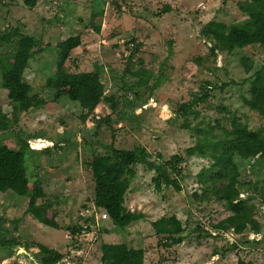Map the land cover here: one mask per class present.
<instances>
[{
    "label": "rangeland",
    "instance_id": "374dc122",
    "mask_svg": "<svg viewBox=\"0 0 264 264\" xmlns=\"http://www.w3.org/2000/svg\"><path fill=\"white\" fill-rule=\"evenodd\" d=\"M104 1L38 0L39 10L35 13L24 0H0V80L4 70L2 61L14 54L20 40L13 36L10 43L1 42L10 29L18 28L20 35L35 37L43 44L51 42L30 60L24 74L25 81L32 86V94L44 98L48 102L46 106L25 113L16 112L7 92L0 88V111L11 121L8 130L0 128V146L8 144L20 148L28 144L25 153L28 177L32 181L39 180L46 193L38 204H51L59 225L58 229L46 226L29 214L28 198L13 192H0V215L4 218L3 224L0 223V241L13 236L19 243L15 254L9 258L10 246L0 249V264H39L36 258L39 245L59 250L63 255L59 264H102L101 247L111 243L143 249L145 264H264V205L259 207L257 215L261 224L259 244L227 252V242L234 239L231 235L219 236L213 226L230 212L206 192L210 183H202L198 176L212 161L209 156L188 154V149L203 138L216 142L229 139L226 130H232L235 120L251 130L264 125L260 116L245 104L250 93L249 82L244 83L249 76L240 63L243 52L221 53L212 58L200 34V26L212 18L228 25L242 22L245 15L239 3L246 0H185L180 6L177 4L173 13L168 12L167 18L162 14L165 7L170 6L167 0L150 3L118 0L124 7V15ZM205 3L210 5L209 10L205 9ZM145 8L147 10L143 11ZM99 11L108 12L106 22L115 27L110 29L112 26L106 25L104 37L90 26L93 15ZM139 23L144 29L148 28L147 23L152 24L160 33V41L141 52L133 62L132 72L139 69L143 60L145 69L154 73L143 88L136 89L138 76L124 70L134 48L131 41L137 31L142 30ZM168 24H172L173 29L169 30ZM111 31L121 34L125 41L122 45L127 48L120 56L115 52L111 59L112 71L103 74L105 98L112 97L113 101L102 103L95 114L83 122L79 103L66 96L57 104L49 103L45 84L57 67L56 44L80 35L82 44L74 50L75 64L69 67L75 72L79 60L80 70L89 71L92 64L100 60L105 48L114 49L113 43L104 41L105 44H101V39H109ZM179 33H187L186 39ZM169 40L173 44L168 43ZM250 54L258 59L257 67L260 66L264 57L260 51L253 48ZM223 84L227 86L221 89ZM206 91H210L209 99L194 107L196 118L178 114L183 103ZM132 102L136 105H128ZM94 117H110L111 122L96 130ZM112 144L121 150L142 146L150 160L157 164L171 161L174 156L184 159L180 165L181 174L173 175L179 181L180 192L165 186L157 191L152 180L156 172L143 165L137 166V176L126 196L125 207L143 213L145 219L124 230H118L109 216L94 205L95 182L87 169V164L95 156L107 154ZM42 145L49 147L44 149ZM247 197V194L241 195V198ZM172 215L182 222L185 232L179 236L182 243L170 247L164 245L165 236H156L152 223ZM68 227H81L83 231L71 237ZM22 248L29 255L19 253ZM216 252L218 257L214 258Z\"/></svg>",
    "mask_w": 264,
    "mask_h": 264
},
{
    "label": "trees",
    "instance_id": "16d2710c",
    "mask_svg": "<svg viewBox=\"0 0 264 264\" xmlns=\"http://www.w3.org/2000/svg\"><path fill=\"white\" fill-rule=\"evenodd\" d=\"M25 5L31 9L37 6V0H24ZM116 7L118 13H122V3L118 0L110 2ZM241 13L245 15L242 22L228 25L217 20L204 25L200 31L204 38V45L209 50V56L217 58L221 53L233 55L241 54L240 63L245 70L249 82L250 97L245 99L251 111L257 113L264 121V57L257 67L258 59H254L250 52L257 48L264 56V0H246L239 3ZM169 8L162 11L166 14ZM103 17V11L93 15L90 26L96 33H101L102 26L98 25ZM20 37L17 49L11 57L2 61L0 88L7 92L8 100L14 104L13 109L19 113H25L32 109H39L48 102L38 95L32 94V86L25 81L24 74L30 60L36 54L41 53L48 45L42 44L32 36H22L18 28L6 32L1 42L10 43L11 38ZM135 39L131 42L135 43ZM82 44L81 36L74 35L56 45L58 61L55 73L49 77L45 84V90L50 95L49 103L57 104L63 97H68L72 102H77L82 108L81 119L86 122L102 103H110L112 97L105 98L106 84L103 81L104 68L98 65L94 71L78 73L70 70L73 60V52ZM142 45L134 46L128 59L125 73L138 76L135 83L136 89L143 88L154 74L142 68L144 71L133 73V60L140 53ZM41 48V50L36 49ZM260 59V58H259ZM75 64V62H74ZM143 66V63H141ZM236 84V83H232ZM227 84H223L221 89ZM136 94V90L134 91ZM210 91L196 95L191 101L185 102L178 110V114L184 118H196L194 107L209 99ZM128 105H136L135 102ZM134 108V107H133ZM177 115L175 114V117ZM95 118V117H94ZM95 129L99 130L103 125L111 122L110 117L94 119ZM189 122V121H188ZM11 121L8 115L0 111V128L8 130ZM187 128L189 123H185ZM226 133L229 139L211 141L203 138L195 147L188 149L189 155L209 156L212 161L198 176L202 183L209 184L206 192L211 193L216 201L224 204L230 212L229 216L213 226L215 232L228 233L233 231L238 236L236 242L227 245V252L253 247L261 241V224L257 219L259 207L264 205V125L257 130H251L246 124L235 120L232 130ZM63 143V142H62ZM28 144L24 143L20 148L8 144L0 146V192H13L20 197L28 198L27 212L32 214L42 224L58 229L55 221L56 213L52 211V205L47 202L38 204L40 199L46 197V193L39 180L32 181L28 177V169L25 161V153ZM108 153L95 156L87 169L92 172L95 182L94 205L103 211L118 230H124L130 225L145 219L143 213L132 212L125 207L126 196L131 190V184L137 176V166L143 165L149 170L155 171L152 179L157 191L173 187L180 192L182 189L174 174H181L180 165L184 159L174 156L171 161L157 164L150 160V155L142 146L133 150L117 149L113 144L108 146ZM249 173V174H248ZM247 194V198H241ZM3 216L0 215V223L3 224ZM156 236H165V246H174L182 243L179 237L185 232L182 222L175 216L162 217L152 223ZM71 237L80 234L81 227H68ZM16 231V230H14ZM254 239L250 240V234ZM222 237V235H219ZM0 249L10 247L7 257L15 254L19 244L15 237L0 241ZM7 244V245H6ZM6 245V248L5 246ZM36 258L39 264H59L63 255L57 249H50L39 245ZM102 264H145V251L143 249L129 248L126 244L111 243L101 247ZM218 257L216 252L214 258ZM244 264V263H241Z\"/></svg>",
    "mask_w": 264,
    "mask_h": 264
},
{
    "label": "crops",
    "instance_id": "0c3cea01",
    "mask_svg": "<svg viewBox=\"0 0 264 264\" xmlns=\"http://www.w3.org/2000/svg\"><path fill=\"white\" fill-rule=\"evenodd\" d=\"M38 1V0H37ZM113 0H105L104 1V3H106L107 5H108V7H109V5H110V2H112ZM153 0H144V2H147V3H150V2H152ZM168 2H169V4H170V6H166L165 7V9L164 10H166V8L168 7L169 8V12H174L175 10H176V8H177V4H179V6H180V4H181V2H183V1H185V0H167ZM38 3V2H37ZM205 5H206V7H205V9L206 10H209V8H210V5L209 4H206L205 3ZM115 7V6H114ZM116 8V7H115ZM39 10V8H37V6L33 9V11H35V13L37 12ZM123 10H124V7H122V14L121 15H124V13H123ZM147 9L145 8V9H143V11H146ZM107 11H109V9H107ZM101 11H99V13H100ZM107 14H108V12H103V17L99 20V22H98V25H101L102 26V30H101V33H99V35L100 36H102V37H104V36H106L107 35V32H106V29H105V26L107 25V26H112L111 24H108L107 22H106V17H107ZM201 14H203V13H201ZM168 16H170V14L167 12L163 17H165V18H167ZM41 20H43V18H41ZM139 22H141L142 20L141 19H139L138 20ZM211 21H214V18H212V19H210L207 23H209V22H211ZM111 22V21H110ZM163 23H165L166 24V21H164ZM141 25L142 24H140L139 23V27L141 28ZM147 25H148V28H146V29H144V28H141L142 30H138L137 31V33L134 35V37H135V39H136V41H135V43H133V44H136V45H138V44H140V45H142V47H141V49H140V53L137 55V56H140L142 53L141 52H146V51H148L149 50V48H152V46L153 45H155L156 43H157V41H160V37H159V32H157L155 29H153V25L152 24H149V23H147ZM206 25V24H205ZM204 26V25H203ZM203 26H200V29H202V27ZM167 27H169V30H171V29H173V25L172 24H168V26ZM113 28H115V27H113L112 26V28H110V29H113ZM186 28L187 27H182V29H185L186 30ZM189 28V27H188ZM93 29V28H92ZM166 29L167 28H165L164 29V31L166 32ZM145 30H147L148 31V33L147 34H145ZM158 30V29H157ZM168 30V31H169ZM117 31V30H116ZM163 31V32H164ZM175 31V30H174ZM177 32H179V31H177ZM98 34V33H97ZM149 34H151V36L150 37H148V35ZM179 36H182L183 37V39L185 40L186 39V37H187V33L186 34H181V33H179L178 34ZM110 38H113V39H110ZM37 39V38H36ZM122 39V40H121ZM39 40V39H38ZM39 41H42V40H39ZM101 44H105L104 43V41H106L107 43H113V47H114V49L113 50H109V49H104V52L103 53H101L100 55H101V57H100V60L99 61H96L94 64H92V70L91 69H89V71H81L80 70V67H79V65H80V63H79V60H77L76 61V66L74 67V70L76 71V72H78V73H87V72H92V71H94V69H95V67L96 66H98V65H100V66H102V68H104V73L106 72H108L109 70L110 71H112V69H111V66H113V63L111 62V59H112V57L114 56V54H115V52L120 56V53L122 52V50H123V52H124V48H125V50H127V48H126V46L125 47H123V45L122 44H124L125 43V41H124V39L122 38V36H121V34H118L117 32H113V31H111V35H110V37H109V39L108 40H102L101 39ZM51 42H48V43H44V45H48V44H50ZM168 43H170V44H173V42L172 41H168ZM43 44V43H42ZM117 44H118V46H117ZM57 45V44H56ZM83 45H84V42H83ZM123 47V48H122ZM46 48V47H45ZM88 49H89V47H87ZM122 48V49H121ZM137 56H136V58L133 60V62H135V61H137ZM111 63V64H110ZM141 63H143V60L141 61ZM141 63H140V65H141ZM142 68H144L145 69V67L144 66H140L139 67V69H137V70H135L133 73H138L139 71H144ZM147 69V68H146ZM131 71H133V70H131ZM150 72V71H149ZM151 73H153V72H151ZM154 74V73H153ZM139 79V78H138ZM138 81V80H137ZM101 105L102 104H100L97 108L99 109V107H101ZM97 110V109H96Z\"/></svg>",
    "mask_w": 264,
    "mask_h": 264
},
{
    "label": "built area",
    "instance_id": "2783aa9c",
    "mask_svg": "<svg viewBox=\"0 0 264 264\" xmlns=\"http://www.w3.org/2000/svg\"><path fill=\"white\" fill-rule=\"evenodd\" d=\"M131 46H132V48L134 47V44H131ZM97 119H99V118H97ZM46 143H47V141L46 140H44ZM42 146H44L43 148L45 149H47L48 147L47 146H45V145H42ZM217 234H219V235H222V236H224V235H231L232 236V238L234 239L233 241H229V242H227L229 245H233L235 242H236V240H237V238H238V236L237 235H235L234 234V232L233 231H231V232H228V233H217ZM250 240H253L255 237H254V235L251 233L250 234Z\"/></svg>",
    "mask_w": 264,
    "mask_h": 264
},
{
    "label": "water",
    "instance_id": "95a60500",
    "mask_svg": "<svg viewBox=\"0 0 264 264\" xmlns=\"http://www.w3.org/2000/svg\"><path fill=\"white\" fill-rule=\"evenodd\" d=\"M19 253H23L25 255H29V252H27L24 248H22L21 251H19Z\"/></svg>",
    "mask_w": 264,
    "mask_h": 264
}]
</instances>
